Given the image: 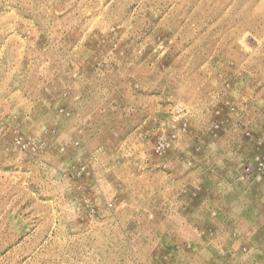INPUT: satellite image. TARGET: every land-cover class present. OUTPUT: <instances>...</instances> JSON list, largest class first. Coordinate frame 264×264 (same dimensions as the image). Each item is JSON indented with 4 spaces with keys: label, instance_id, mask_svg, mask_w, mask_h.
<instances>
[{
    "label": "rangeland",
    "instance_id": "1",
    "mask_svg": "<svg viewBox=\"0 0 264 264\" xmlns=\"http://www.w3.org/2000/svg\"><path fill=\"white\" fill-rule=\"evenodd\" d=\"M0 264H264V0H0Z\"/></svg>",
    "mask_w": 264,
    "mask_h": 264
}]
</instances>
